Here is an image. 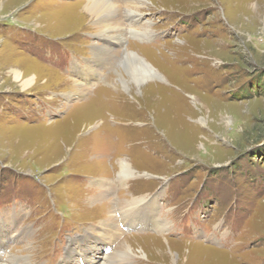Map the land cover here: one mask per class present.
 <instances>
[{
    "label": "rangeland",
    "instance_id": "rangeland-1",
    "mask_svg": "<svg viewBox=\"0 0 264 264\" xmlns=\"http://www.w3.org/2000/svg\"><path fill=\"white\" fill-rule=\"evenodd\" d=\"M83 1L0 0V263L264 264V0H114L102 36Z\"/></svg>",
    "mask_w": 264,
    "mask_h": 264
},
{
    "label": "bare ground",
    "instance_id": "bare-ground-1",
    "mask_svg": "<svg viewBox=\"0 0 264 264\" xmlns=\"http://www.w3.org/2000/svg\"><path fill=\"white\" fill-rule=\"evenodd\" d=\"M82 2H84V1L82 0ZM141 2H143V0H134V2L133 3L131 2V3L135 7L134 4L139 5ZM83 9H84L87 17L90 20H94V22L96 23L97 26H101V28L102 27L104 28V30L100 34V36H102L104 34H109L110 33V29H113L112 31H117L118 30V28L116 29V27L110 26L112 24H110V21H109V19L112 18L111 15L115 13L116 9H118L117 8V4L114 2V0H86L85 3H83ZM129 16H130V19L132 21H136L135 23L138 22V20H139V15L138 14H137L136 18L133 17L134 13L130 14ZM132 31H135L134 33H136V32L140 33V35L143 36V37L147 36V33L145 31L140 32L141 30L137 31L135 29H130V33ZM149 35H150V33H148V36ZM106 37H107L108 42H105L104 46L105 47H109V43H110L109 41H111V40H113L115 42H121L120 38L122 37V35H121V33L120 34L118 33V34H116V36L111 37L110 35H108ZM104 46L101 48L102 50H99L97 46H93V48H94V50H96L98 52V55L99 54L102 55V52H103V54L106 52V48H104ZM112 53H113V50H112ZM128 54L131 55L133 57V59H134L133 62L131 63V65L130 66L128 65V66L130 68V76L133 77L134 79H136V81H139L140 79L141 80L145 79V77H147L146 74L147 75L148 74H154V77H155V75H157L156 70H154L150 65H148L147 62L143 61L142 60L143 58L139 57L137 54H135L133 52L127 53L126 56ZM98 55H96V56H98ZM101 60H102V58L99 57V59L97 61L101 63ZM136 60H138L140 63H136ZM74 65H76V66H74ZM72 66H74L76 68L74 70L76 74L80 75L84 80L88 79V75L87 74H89V72L91 71L89 66H87V68H85V66L83 64L79 65L78 63L72 64L71 67ZM85 72H87V73H85ZM90 73H93V72H90ZM11 74H12L13 80L17 84H19V86L22 89H25V88L29 87L34 82V77L23 78L22 74L18 70L12 69L11 70ZM119 164H120L119 173L117 175L116 182H119V183L126 182L125 180L127 178L131 177V175H135V173L130 169L129 165H127L125 162H120ZM139 199L140 198L133 199L131 204L129 206L127 205L128 208L129 207L131 208V212L129 214L125 213V210H119V211H117L115 213L116 214V218H115V220L113 219V221L116 222L115 226H112V224H108L106 221L105 222H101L99 224V227H100L99 228V233H100L101 237L104 238V239H102L103 241H106V240L111 241V239L113 241H115L116 236L118 235L119 232H121L120 231V224L121 225L123 224V228L124 229L128 228V227H136V226L145 227L146 222L149 221L150 218L147 215H140L141 213L138 212V208L136 207V205L138 204V202H140ZM141 201L145 202V200H141ZM157 208H158L157 207V203H156L155 200H153V204H152L151 208H149V209L151 211H154L155 214H157V212H156ZM126 216H127V219L125 220ZM156 221L157 222L159 221V224L157 223V225H156ZM160 222H161V219L158 217L157 220L156 219L154 220V223L152 222L153 223V227L154 228H157V227L160 228ZM147 227H149V226L147 225ZM126 248H127V251L120 252L121 257L124 258L123 259L124 262L121 261V262H123L121 264H126V263H128V261L130 262V260L134 257L133 251L128 246ZM150 249H151V247H150ZM151 251H152V249H151ZM126 257H130L129 260H127ZM10 261H12L13 264L14 263L15 264H30V262L27 260V258H24V257L12 256V259ZM99 264H103V263H99Z\"/></svg>",
    "mask_w": 264,
    "mask_h": 264
}]
</instances>
